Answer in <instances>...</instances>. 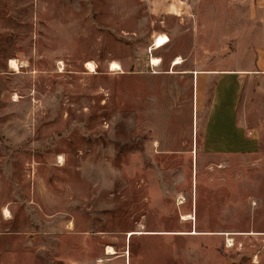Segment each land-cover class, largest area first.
I'll use <instances>...</instances> for the list:
<instances>
[{
  "label": "rangeland",
  "instance_id": "obj_1",
  "mask_svg": "<svg viewBox=\"0 0 264 264\" xmlns=\"http://www.w3.org/2000/svg\"><path fill=\"white\" fill-rule=\"evenodd\" d=\"M231 55L257 144L209 152L181 72ZM262 56L264 0H0V264H264Z\"/></svg>",
  "mask_w": 264,
  "mask_h": 264
},
{
  "label": "crops",
  "instance_id": "obj_2",
  "mask_svg": "<svg viewBox=\"0 0 264 264\" xmlns=\"http://www.w3.org/2000/svg\"><path fill=\"white\" fill-rule=\"evenodd\" d=\"M223 59L220 63L216 60L215 67L205 68L196 65L181 72L190 77L195 95L203 85L200 82L203 81L202 76L213 81L212 91L205 109L204 122L201 126V145L204 150L209 152L224 153L235 150L251 152L257 144L258 131L254 128L248 129L246 125L238 121L237 105L245 74L254 73L255 69L235 66L234 55L226 56ZM258 59L257 64L264 63V56ZM183 62L185 61L183 60L178 65L181 66ZM224 64L226 65L222 66ZM170 65L172 64L170 63ZM203 89H205L204 85ZM196 137L195 132V142Z\"/></svg>",
  "mask_w": 264,
  "mask_h": 264
},
{
  "label": "bare ground",
  "instance_id": "obj_3",
  "mask_svg": "<svg viewBox=\"0 0 264 264\" xmlns=\"http://www.w3.org/2000/svg\"><path fill=\"white\" fill-rule=\"evenodd\" d=\"M172 61H173L172 65H178V64H180L183 61V59L181 58V56H176V57H174L172 59ZM19 62H21V61H19ZM19 62L15 58H9L8 59V66H9L10 69H12V70H14L16 72H19V70H20L19 67L24 65V63H19ZM160 62H161V60L158 57H154V58H152L151 65L152 66H158L160 64ZM85 67L87 69H91L92 70V68H93L92 62L86 61L85 62ZM109 69L110 70L120 69V65L116 61H110L109 62ZM3 212H4V215H5V214L8 213V210L4 209ZM132 233H133V231H130L129 235H131ZM192 233H195V231H193ZM227 242L231 244V239L227 238ZM105 252L108 253V254H112V253L115 252V250L113 249L112 246L107 245L106 249H105Z\"/></svg>",
  "mask_w": 264,
  "mask_h": 264
}]
</instances>
